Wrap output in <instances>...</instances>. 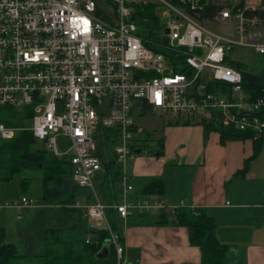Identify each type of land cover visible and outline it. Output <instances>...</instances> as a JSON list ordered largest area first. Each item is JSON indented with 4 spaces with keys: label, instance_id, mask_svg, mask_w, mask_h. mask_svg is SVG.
<instances>
[{
    "label": "built area",
    "instance_id": "built-area-1",
    "mask_svg": "<svg viewBox=\"0 0 264 264\" xmlns=\"http://www.w3.org/2000/svg\"><path fill=\"white\" fill-rule=\"evenodd\" d=\"M210 4L0 0V118L8 109L31 113L30 126L0 121V138L11 139L25 128L53 155L69 160L73 182L93 198L69 206L82 210L91 229L109 233L105 241L114 248L112 264L129 262L108 220L109 207L120 219L175 208L154 195L128 198L133 187L127 167L136 149L149 153L157 145L140 136L145 130L133 121L135 110L181 120L197 117L248 133L250 139L264 135V96L252 98L242 87L240 71L228 63L235 61L230 57L235 48L264 58V0L229 2L213 12ZM146 7L154 12L156 28L139 22V11ZM144 34L156 49L144 43ZM109 152L121 170L120 197L111 205L99 199L95 185ZM32 201H8L0 213L19 211ZM90 241L88 235L85 242Z\"/></svg>",
    "mask_w": 264,
    "mask_h": 264
},
{
    "label": "crops",
    "instance_id": "crops-1",
    "mask_svg": "<svg viewBox=\"0 0 264 264\" xmlns=\"http://www.w3.org/2000/svg\"><path fill=\"white\" fill-rule=\"evenodd\" d=\"M229 2L241 4L244 0ZM204 125L197 117L181 120L169 115L162 121L161 132L144 129L140 136L156 140L157 145L149 153L139 149L127 167L133 187L128 198L148 196L141 194L142 184L161 178L165 195L154 196L170 206L200 209L214 218L216 237L228 244L225 264H264V140L261 151L250 159L252 139L222 143L218 127L206 132ZM137 215L121 219L118 232L129 264L200 263V249L190 243L185 226L153 223V212L145 221L138 220ZM82 216L79 210L69 212L63 228L77 224L90 227Z\"/></svg>",
    "mask_w": 264,
    "mask_h": 264
},
{
    "label": "trees",
    "instance_id": "trees-1",
    "mask_svg": "<svg viewBox=\"0 0 264 264\" xmlns=\"http://www.w3.org/2000/svg\"><path fill=\"white\" fill-rule=\"evenodd\" d=\"M222 6V4L212 3L208 9L213 12ZM141 10L139 11V22L144 28H156L157 23L156 20L154 21L155 16L152 8L146 7ZM141 17H147L148 20L143 21ZM149 37L148 34L143 35L144 43L156 49L153 44L147 42ZM154 37L152 36V39ZM228 63L240 71L242 87L252 98L264 96V67L252 70L241 61H228ZM262 64L264 65V59ZM30 114L28 109H8L4 111V117L0 118V121L6 125L25 127V122L30 119ZM146 114H150V112L147 111ZM204 127L206 132L216 128L212 124L204 125ZM217 130L222 143L228 139H246L251 136L248 133L221 128H217ZM263 136L252 139L250 159L257 156L261 151ZM104 138L109 137L105 134ZM159 142H162L161 138H159ZM109 155V159L103 162L102 170L97 174L95 185L100 200L111 205L120 197L118 185L121 179V170L110 152ZM71 169L72 166L65 156L53 155L45 147V142L37 140L28 129L23 128L16 131L11 139L0 138V182L9 180L23 171L39 172L40 199L46 204L60 206L64 216L69 212H75V210H79L82 216L81 209L69 205L78 200L89 203L93 198L88 189L79 187L73 182ZM28 180V177H23L20 181L21 187H26ZM140 192L142 195L162 197L165 195L164 182L161 178H150L142 184ZM106 213L112 230L120 232L121 219L116 211L109 207ZM148 213H138V220L145 221ZM153 223L185 226L188 229L190 243L200 249L199 264H225L228 244L221 242L216 237L215 220L204 211L179 205L172 210H161L156 213V221ZM88 235L91 237V241L87 243L85 239ZM108 235L106 230H94L79 224L69 228H46L44 253L30 256L16 250L14 244L6 239L5 227L0 223V264H112L115 259V252L111 244H109V254L106 258L97 257V253L106 243L105 239Z\"/></svg>",
    "mask_w": 264,
    "mask_h": 264
},
{
    "label": "rangeland",
    "instance_id": "rangeland-1",
    "mask_svg": "<svg viewBox=\"0 0 264 264\" xmlns=\"http://www.w3.org/2000/svg\"><path fill=\"white\" fill-rule=\"evenodd\" d=\"M225 4L229 0H215ZM230 57L232 60L241 61L252 70L263 68L262 56L252 53L247 48H235ZM165 118V114H153L137 116L136 110L133 113V121L140 124L144 129L154 133L155 130L161 132L160 126ZM26 125L31 124L28 119ZM264 140V137H263ZM39 172L23 171L14 175L9 180L0 182V205L8 201L20 200L26 197L33 200L31 204L21 208L19 211L13 208H6L0 213V219L5 227L6 239L13 243L19 253L25 255H38L44 253L45 242L44 232L46 228H61L64 226V215L60 206L47 205L37 195L40 192ZM28 177L29 180L25 188L21 187V179ZM20 218L17 219V214Z\"/></svg>",
    "mask_w": 264,
    "mask_h": 264
},
{
    "label": "water",
    "instance_id": "water-1",
    "mask_svg": "<svg viewBox=\"0 0 264 264\" xmlns=\"http://www.w3.org/2000/svg\"><path fill=\"white\" fill-rule=\"evenodd\" d=\"M138 152H139V149H136V153ZM108 252H109V245L104 244L102 248L100 249V251L97 253V257L98 258L106 257L108 255Z\"/></svg>",
    "mask_w": 264,
    "mask_h": 264
}]
</instances>
